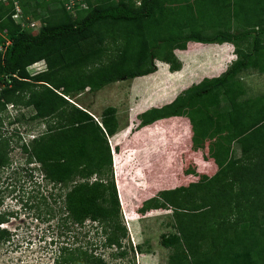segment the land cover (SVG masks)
<instances>
[{
  "label": "trees",
  "instance_id": "1",
  "mask_svg": "<svg viewBox=\"0 0 264 264\" xmlns=\"http://www.w3.org/2000/svg\"><path fill=\"white\" fill-rule=\"evenodd\" d=\"M228 1L84 0L88 8L73 15L60 0L35 4L34 0H0V32L11 41L0 51V119L6 117L7 105L20 104L33 110L28 120L44 121V131L32 139L17 133L18 148L39 164L46 181L63 188L69 184L58 195L66 218L77 226L87 221L95 224L105 237L102 246L122 249L126 238L115 183L103 178L106 172L112 174L108 140L118 132L117 110L105 108L97 121L69 100L85 90L97 92L111 83L153 74L155 59L172 72L179 71L174 50L185 49L188 43L202 48L228 43L235 48L236 60L222 74L205 77L170 103L136 116L140 128L163 119H186L191 149L196 152L207 146V158L216 171L211 177L198 174L197 181L187 186L162 190L143 203L140 213L173 211L177 232L160 237V244L173 250L168 264H264V253L255 250L259 244L251 245L249 240L264 230V217L262 223L258 221L264 211V95L243 98L245 90L238 78L248 70L264 74V0H232L230 9L225 8ZM205 4L220 14L229 13L242 30L173 32L191 21L184 16L187 10ZM15 5L23 21L31 18L40 23L37 31L25 30L13 20ZM174 9L180 11L181 20L174 21L176 26L162 25L159 19ZM170 26L174 30L169 29L168 35L156 37ZM242 44L247 45L240 48ZM40 61L44 69L31 76L29 67ZM23 117H15L12 123ZM233 143L240 148V158L231 153ZM8 148V141L0 142V168L5 171L12 167L8 160L12 146ZM213 209L228 214L222 217ZM231 213L237 214L233 220L228 217ZM201 217L205 220L200 222ZM4 222L0 215V225ZM9 237L7 230L0 229V244ZM208 239L209 250H196L195 244ZM79 255L57 263L105 264L101 257Z\"/></svg>",
  "mask_w": 264,
  "mask_h": 264
},
{
  "label": "rangeland",
  "instance_id": "2",
  "mask_svg": "<svg viewBox=\"0 0 264 264\" xmlns=\"http://www.w3.org/2000/svg\"><path fill=\"white\" fill-rule=\"evenodd\" d=\"M40 1L34 0L33 4ZM205 5L204 8L193 9L192 6L187 10L184 16L191 18V21L182 23L178 30H174V21L181 20L180 11L174 9L166 12L159 19L160 23L174 26L167 28L168 32L162 30L157 33L156 37L168 35L171 28L173 32L180 34L194 31L210 34L216 30L237 33L242 30L229 13L222 11L220 14L218 9ZM231 7L233 1L229 0L225 8ZM202 13H206V16L202 17ZM246 45L242 44L240 48ZM197 48L202 46L188 43L185 49L174 50V55L181 64L179 71L172 72L166 63L155 59L157 71L153 74L111 83L97 92L85 90L69 100L77 107L85 108L97 121H100L101 112L105 108L111 106L117 110L118 132L108 140L110 148L114 147V152L111 153L112 174L106 172L103 178L113 180L116 186L120 221L126 229L122 249L102 246L105 237L101 235L100 229H96L95 224L87 221L82 226H77L71 223L66 218L63 202L58 197L70 188L69 184L63 188L46 181L42 178L39 164L30 160L20 149H15L20 148L17 133H22L29 140L30 136L44 131V121L28 120L33 110L20 104L14 106L17 114L7 113L6 117L0 119V142L8 141V150L11 146L13 148L10 149L8 160L17 164L25 163L27 159L28 163L35 166L30 167L33 171L29 168L16 171L15 174L10 173L9 176L0 168V215L4 217L6 227L16 229L17 232L13 236L10 234L8 241L0 244V264H58L62 259H73L80 252L101 257L105 264H168L173 250L164 248L160 244V237L177 232L173 211L168 208L140 213V208L145 201L158 197L162 190L187 186L197 181L198 174L211 177L217 168L207 158V146L196 152L191 149V131L186 119L170 118L160 127L142 129L138 127L135 116L170 103L181 92L205 77L219 76L236 60L235 48L231 44L209 45L196 51ZM238 78L245 90L243 98L264 95V74L248 70L240 73ZM21 114L23 119L12 123ZM139 131L149 134V143L153 145L151 149L142 150L145 145L142 143L136 147L135 144L131 145ZM231 153L236 159L241 157L237 143L232 144ZM191 170L194 174L188 173ZM158 200L162 202L160 198ZM188 205L185 208L191 209V205ZM12 209H21L24 214L18 212L15 216ZM212 212H218L222 217L228 214L227 211L218 209H213ZM236 215L231 213L227 216L233 220ZM258 217L259 223H262L264 211L259 212ZM201 220L205 219L201 217L199 221ZM21 225L24 226L23 229ZM3 227L4 225L0 226V229ZM257 235V238L249 237V240L251 245L253 242L259 244L256 251L264 253V230ZM210 240L195 244L196 250H209L212 246ZM62 248L67 250L62 251ZM120 252H124V255H119Z\"/></svg>",
  "mask_w": 264,
  "mask_h": 264
},
{
  "label": "built area",
  "instance_id": "3",
  "mask_svg": "<svg viewBox=\"0 0 264 264\" xmlns=\"http://www.w3.org/2000/svg\"><path fill=\"white\" fill-rule=\"evenodd\" d=\"M5 1V0H2ZM61 3L64 6V9L67 12L72 13L73 15H75L76 11H82V10H86L87 4L84 2V0H60ZM15 14L12 16L13 20H15L16 23H19L21 25V27L25 30H28L30 32H34L37 31L38 28L40 27V23L38 21H32L29 22L28 19H26V21L22 20V12L21 9L18 5H15ZM0 38H2L3 43L0 44V51H2L3 49V45L6 47L8 45L11 44V41L6 38L5 34L0 32ZM45 65L44 62H37L34 63L33 65H31L29 67V73L30 75H36L38 73H40L43 69H44ZM34 136H30V139H32Z\"/></svg>",
  "mask_w": 264,
  "mask_h": 264
},
{
  "label": "clouds",
  "instance_id": "4",
  "mask_svg": "<svg viewBox=\"0 0 264 264\" xmlns=\"http://www.w3.org/2000/svg\"><path fill=\"white\" fill-rule=\"evenodd\" d=\"M41 62V61H40ZM43 62V61H42ZM7 109H8V114L9 115H14V114H17L18 113V111L16 112V109H14L13 107H12V105L11 104H9V105H7V107H6ZM117 134V133H116ZM115 134V135H116ZM26 141L27 140H25V142L24 143H26ZM15 149H18L19 150V148L18 147H16ZM20 151V150H19ZM113 151H112V149H111V153H112ZM23 164V165H22ZM20 167H22V168H20ZM30 167H35L34 166V164L33 163H28L27 161H25V163H22V162H20V163H13L12 164V167L9 169V170H6V171H3V173H5L7 176H9V174L10 173H16V171H21V170H28ZM32 168H30V170H31ZM31 171H33V170H31ZM15 209V208H14ZM14 209H12L11 210V212H15V216L17 215V213L19 212L21 215H23L24 214V212H22L21 211V209H16V210H14ZM15 216H13L12 218L13 219H15L14 217ZM28 216V215H27ZM6 222L5 223H3V224H1L0 226H2V225H4V227L3 228H1V229H4V230H7L12 236L13 235H15L17 232H16V229L15 230H11V229H9V228H7L6 227ZM21 227V229H23V225H21L20 226ZM17 228V227H16Z\"/></svg>",
  "mask_w": 264,
  "mask_h": 264
},
{
  "label": "crops",
  "instance_id": "5",
  "mask_svg": "<svg viewBox=\"0 0 264 264\" xmlns=\"http://www.w3.org/2000/svg\"><path fill=\"white\" fill-rule=\"evenodd\" d=\"M227 44H228V43H227ZM135 118H136V116H135ZM178 118H179V117H176V119H178ZM169 119H170V118H169ZM180 119H184V118H180ZM166 120H167V119H163V120L157 121V122H155V123H153V124H151V125H148V126L142 128V129H151V127H160L159 125H162ZM137 121H138V120H137ZM130 134H131V131L129 132L128 136H129ZM149 137H150L149 134H143L142 131H139L138 134H135V136H134V138H133V141H132L133 144H131V145L134 146V144H135V147H136L137 144H139V143L145 144L144 147L142 148V150L147 151V150H149V149H151V148L153 147V145H151V144L149 143V140H150ZM111 149H112V151L114 152V147H113V146H112ZM120 156H121V157H122V156L124 157L123 154H120Z\"/></svg>",
  "mask_w": 264,
  "mask_h": 264
}]
</instances>
